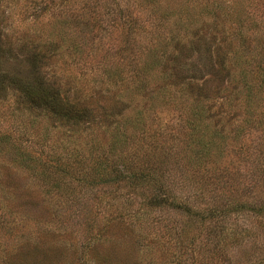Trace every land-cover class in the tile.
I'll return each instance as SVG.
<instances>
[{"label":"rangeland","instance_id":"374dc122","mask_svg":"<svg viewBox=\"0 0 264 264\" xmlns=\"http://www.w3.org/2000/svg\"><path fill=\"white\" fill-rule=\"evenodd\" d=\"M2 35L91 112L0 101V264H264V0H0Z\"/></svg>","mask_w":264,"mask_h":264},{"label":"trees","instance_id":"16d2710c","mask_svg":"<svg viewBox=\"0 0 264 264\" xmlns=\"http://www.w3.org/2000/svg\"><path fill=\"white\" fill-rule=\"evenodd\" d=\"M25 37L22 38V43H19L20 47H16L9 39L8 35L0 36V101L5 99V97L7 96L10 97V95L15 94L18 103L21 102L18 99L20 97L22 99V102L28 104L32 108L45 107L52 114L58 115L59 119L66 118L68 122H73V124L75 125L80 124L81 127H84L86 123L85 120L89 118L91 111L83 103L78 106H71V104L64 101L65 99L61 97L58 91L50 89V87L47 86L45 79L41 78L42 76L40 72L42 67L40 63L41 61L46 60L45 59L47 55L46 50H48V46L47 47L43 46L44 50H41L39 47H37L38 43L35 39L29 40L27 35H25ZM33 47L34 49L32 50L35 52L34 55L31 54L26 58L22 56L20 60V62L23 63V65L26 64L28 66L29 71L31 72L30 74L34 75L32 78L23 75H17L14 72L8 71V68L13 66L15 63V57L12 54V49L17 48L21 51H25ZM4 62L9 63L7 64L8 68L5 66L6 64H3ZM220 63H222V61ZM215 69L216 68L214 66L208 65L206 72L207 77L211 76V77L219 78L217 74L221 76L222 70L221 69L215 70ZM220 79H221L220 83L222 84L224 76L223 77L221 76ZM115 118H117L116 120L120 119L117 121L118 125H124L126 122V119L122 117H118V114H115ZM114 139L116 140L115 137ZM120 140H116V143H119L116 146L117 147L121 146V148L125 147V144L122 141L120 143ZM20 156L23 157L22 160L24 158H27V160L29 161L36 159L35 157L36 154H33L31 152H29L28 154L22 153L20 154ZM40 157H42V155H40ZM117 158L118 157H116L115 159ZM86 159L87 157H84L85 162ZM85 162L81 165L82 169ZM131 163L132 165L130 166L131 169L129 171L128 167L124 166L122 162H119V164L121 165L119 168L121 169L119 170L118 175L120 174L123 175H121L119 178L116 179L111 178L112 172H109V169L107 167L106 168L101 167L100 165V168H102L103 170L102 173H105L106 177H110L108 181V187L114 189L117 192V189L114 186H121V185L124 186V183L127 182L128 186H132V189L128 190L129 193L132 194L139 191L138 190L140 188L139 180L136 179H137V175L142 174V171L144 169L142 167H139L138 164H135L133 160H131Z\"/></svg>","mask_w":264,"mask_h":264}]
</instances>
